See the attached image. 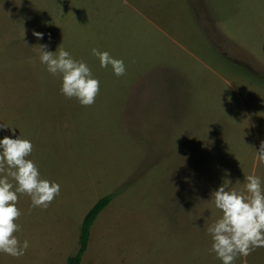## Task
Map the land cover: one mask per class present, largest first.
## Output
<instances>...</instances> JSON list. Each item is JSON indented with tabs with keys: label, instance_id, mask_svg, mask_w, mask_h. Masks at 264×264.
Here are the masks:
<instances>
[{
	"label": "rangeland",
	"instance_id": "obj_1",
	"mask_svg": "<svg viewBox=\"0 0 264 264\" xmlns=\"http://www.w3.org/2000/svg\"><path fill=\"white\" fill-rule=\"evenodd\" d=\"M40 44L88 64L93 105L61 94ZM93 48L126 74L100 67ZM263 76L264 0H0V124L31 140L27 159L61 186L46 209L19 196L14 235L30 247L0 264H67L105 196L81 264H221L211 192L264 179ZM235 264H264V247Z\"/></svg>",
	"mask_w": 264,
	"mask_h": 264
},
{
	"label": "clouds",
	"instance_id": "obj_2",
	"mask_svg": "<svg viewBox=\"0 0 264 264\" xmlns=\"http://www.w3.org/2000/svg\"><path fill=\"white\" fill-rule=\"evenodd\" d=\"M33 35L43 40L45 34L34 31ZM39 46L40 63L51 75L62 77L61 94L76 98L81 106L93 105L100 91V81L94 78L88 64L73 58L60 46L55 52L49 50L48 44ZM92 55L99 59L100 67L111 65L117 77L126 74L124 61L108 51L93 48ZM4 130L13 135L0 138V253L19 258L30 247L27 239L21 243L14 235L21 227L15 222L22 214L17 207L19 196L26 194L31 197V207L46 209L60 195L61 186L41 178L38 166L27 159L33 151L31 140L22 138L21 134L15 137V129L0 124V131ZM255 149L257 158L264 163V140ZM242 183V191L230 189L224 181L211 192V200L214 199L222 216L207 227L212 241L209 251L215 253L221 264H235L238 258L264 247V179L251 174L244 176Z\"/></svg>",
	"mask_w": 264,
	"mask_h": 264
},
{
	"label": "trees",
	"instance_id": "obj_3",
	"mask_svg": "<svg viewBox=\"0 0 264 264\" xmlns=\"http://www.w3.org/2000/svg\"><path fill=\"white\" fill-rule=\"evenodd\" d=\"M264 80V76H263ZM111 196H105L101 198L87 213L85 219L83 220V224L81 227V234H80V248L76 255L70 257L67 261V264H81L83 255L85 254L86 250L88 249L90 235H91V228L96 221L97 217L103 210L110 204Z\"/></svg>",
	"mask_w": 264,
	"mask_h": 264
}]
</instances>
